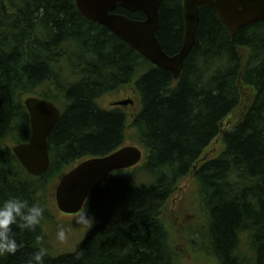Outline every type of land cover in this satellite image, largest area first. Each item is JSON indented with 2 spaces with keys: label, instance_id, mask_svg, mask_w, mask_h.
Returning a JSON list of instances; mask_svg holds the SVG:
<instances>
[{
  "label": "trees",
  "instance_id": "trees-1",
  "mask_svg": "<svg viewBox=\"0 0 264 264\" xmlns=\"http://www.w3.org/2000/svg\"><path fill=\"white\" fill-rule=\"evenodd\" d=\"M183 4L163 0L160 8L157 36L170 55L183 45ZM115 12L145 19L121 5ZM127 86L139 94V111L99 104ZM244 88L253 91L249 100ZM25 96L62 111L49 137L51 165L41 176L29 174L4 142L30 139ZM244 103L242 115L224 129ZM129 128L144 161L114 171L90 193L83 210L95 218L92 233L74 252L52 255L43 228L53 216L50 186L68 167L125 146ZM218 137L222 151L205 158ZM190 175L203 220L191 231L194 251L219 264H264V20L233 39L216 8L202 6L196 44L176 80L86 19L76 0H0V204L16 197L44 208L35 231L12 226L19 247L0 256V264H29L40 249L43 264H178L164 211Z\"/></svg>",
  "mask_w": 264,
  "mask_h": 264
},
{
  "label": "water",
  "instance_id": "water-1",
  "mask_svg": "<svg viewBox=\"0 0 264 264\" xmlns=\"http://www.w3.org/2000/svg\"><path fill=\"white\" fill-rule=\"evenodd\" d=\"M163 0H76L81 14L98 22L127 42L154 65L172 72L178 80L184 63L197 40L200 28L201 7H215L230 31L233 39L239 29L264 20V0H184L185 34L181 50L168 54L157 36L161 25L160 8ZM121 5L129 12L142 11L145 19H133L116 13ZM30 116L29 141L15 144L13 153L26 171L33 176L46 173L51 165L49 137L62 117V111L54 102L37 96L25 99ZM131 98L115 102V105L133 104ZM143 149L125 145L105 156L90 157L64 173L55 187V199L60 211L81 212L92 191L106 183L116 170L133 168L143 160Z\"/></svg>",
  "mask_w": 264,
  "mask_h": 264
},
{
  "label": "rangeland",
  "instance_id": "rangeland-1",
  "mask_svg": "<svg viewBox=\"0 0 264 264\" xmlns=\"http://www.w3.org/2000/svg\"><path fill=\"white\" fill-rule=\"evenodd\" d=\"M240 51L243 56L247 53L245 49H240ZM67 73H69V71H66V74ZM243 93L245 100H249L253 96V91L250 88H244ZM27 97L25 96L24 98L26 99ZM127 98L133 99L134 103L125 106V110L129 114L139 111L140 97L131 86L122 87L111 94L103 96L99 100V104L104 108H111L114 107L116 101ZM244 110L245 103L241 105L228 120L223 122L222 127L225 129L234 123L235 120L242 115ZM137 141L134 130L129 128L127 131L126 145L141 147ZM4 142L9 148H12L16 144L12 139H4ZM222 149V139L221 137H218L207 148L204 156L207 159L214 158L222 151ZM143 152L144 156L142 161H144L146 156L144 149ZM72 168L73 167H68L66 172ZM56 185L57 184L50 186L48 193V204L53 216L43 224L47 236L46 245L48 251L52 255L74 252L90 236L92 229L94 228L93 222L91 223V226L77 223V219L84 214V210L79 213H65L59 210L54 195ZM198 192L199 189L195 183L193 175L186 177L181 182L179 191L168 201L164 211V219L171 230L173 241L177 244V251L180 255L178 264H219L216 258L212 257L207 252L194 251L191 247V239L193 237V232L191 231L196 225L199 226L198 223H203V220H200L201 211ZM61 227H63L66 232L63 241L57 239V232Z\"/></svg>",
  "mask_w": 264,
  "mask_h": 264
},
{
  "label": "clouds",
  "instance_id": "clouds-1",
  "mask_svg": "<svg viewBox=\"0 0 264 264\" xmlns=\"http://www.w3.org/2000/svg\"><path fill=\"white\" fill-rule=\"evenodd\" d=\"M44 215V208L37 204H29L28 201L20 198H10L0 204V256L4 254H15L18 250V243L12 236V226L16 225L20 229H27L35 231L36 227L40 224ZM95 220L87 212L77 219V223L91 226ZM66 232L61 227L57 232V239L63 241ZM40 237H37L39 242ZM46 255L43 249L38 250L29 264H43L44 256Z\"/></svg>",
  "mask_w": 264,
  "mask_h": 264
},
{
  "label": "flooded vegetation",
  "instance_id": "flooded-vegetation-1",
  "mask_svg": "<svg viewBox=\"0 0 264 264\" xmlns=\"http://www.w3.org/2000/svg\"><path fill=\"white\" fill-rule=\"evenodd\" d=\"M120 100H122V99H120ZM119 101V100H118ZM117 102V101H116ZM130 105H132V104H130Z\"/></svg>",
  "mask_w": 264,
  "mask_h": 264
}]
</instances>
